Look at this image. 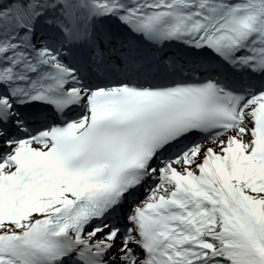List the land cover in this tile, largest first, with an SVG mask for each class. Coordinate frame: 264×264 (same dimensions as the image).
I'll use <instances>...</instances> for the list:
<instances>
[{"label": "snow or ice", "instance_id": "snow-or-ice-1", "mask_svg": "<svg viewBox=\"0 0 264 264\" xmlns=\"http://www.w3.org/2000/svg\"><path fill=\"white\" fill-rule=\"evenodd\" d=\"M0 264H264V0H0Z\"/></svg>", "mask_w": 264, "mask_h": 264}]
</instances>
